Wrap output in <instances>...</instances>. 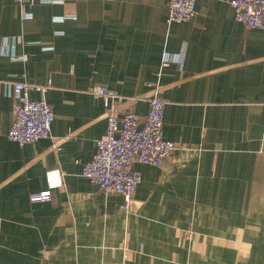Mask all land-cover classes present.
Instances as JSON below:
<instances>
[{"label": "crops", "instance_id": "1", "mask_svg": "<svg viewBox=\"0 0 264 264\" xmlns=\"http://www.w3.org/2000/svg\"><path fill=\"white\" fill-rule=\"evenodd\" d=\"M168 13V0H0V264H264V29L230 0ZM15 81L48 85L31 97L52 106L50 137L9 138ZM96 85L124 96L119 117L168 103L179 148L134 163L129 211L82 171L108 125Z\"/></svg>", "mask_w": 264, "mask_h": 264}, {"label": "built area", "instance_id": "2", "mask_svg": "<svg viewBox=\"0 0 264 264\" xmlns=\"http://www.w3.org/2000/svg\"><path fill=\"white\" fill-rule=\"evenodd\" d=\"M34 0H16L23 6ZM197 0H168L167 23L184 22L196 14ZM235 10V18L251 28L264 29V0H230ZM173 57L165 56L162 66H168ZM18 101L14 106V118L9 138L21 146L36 142L51 135L54 111L44 97L34 99L31 90L45 92L48 85L15 81ZM96 97H103L107 109V129L97 139V149L93 157L83 164V174L98 183L106 192L121 194L123 208L130 210L133 194L143 177L134 168L135 162L160 166L179 148L176 141L163 135L167 101L157 94L151 96L150 108L145 115L127 111L122 117L118 107L125 102L124 96L106 86L96 85L90 89ZM52 188L30 192L32 202L50 200Z\"/></svg>", "mask_w": 264, "mask_h": 264}]
</instances>
